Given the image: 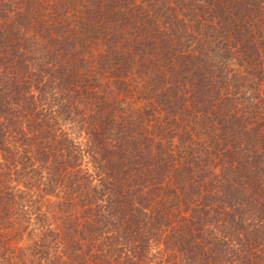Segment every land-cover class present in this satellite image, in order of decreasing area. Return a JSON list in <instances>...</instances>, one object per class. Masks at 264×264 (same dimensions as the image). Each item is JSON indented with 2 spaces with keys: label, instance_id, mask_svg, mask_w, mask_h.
Returning a JSON list of instances; mask_svg holds the SVG:
<instances>
[{
  "label": "trees",
  "instance_id": "16d2710c",
  "mask_svg": "<svg viewBox=\"0 0 264 264\" xmlns=\"http://www.w3.org/2000/svg\"><path fill=\"white\" fill-rule=\"evenodd\" d=\"M0 264H264V0H0Z\"/></svg>",
  "mask_w": 264,
  "mask_h": 264
}]
</instances>
